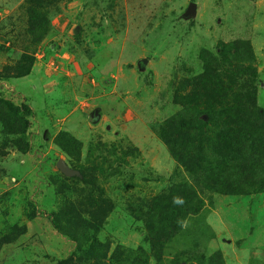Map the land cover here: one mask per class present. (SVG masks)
I'll return each instance as SVG.
<instances>
[{
  "label": "rangeland",
  "instance_id": "rangeland-1",
  "mask_svg": "<svg viewBox=\"0 0 264 264\" xmlns=\"http://www.w3.org/2000/svg\"><path fill=\"white\" fill-rule=\"evenodd\" d=\"M3 72L0 264H264V0H0Z\"/></svg>",
  "mask_w": 264,
  "mask_h": 264
},
{
  "label": "trees",
  "instance_id": "trees-1",
  "mask_svg": "<svg viewBox=\"0 0 264 264\" xmlns=\"http://www.w3.org/2000/svg\"><path fill=\"white\" fill-rule=\"evenodd\" d=\"M227 51L232 52L230 50H227ZM28 72H29V69H26L23 72H19V73H15V74H16V76H18L19 74L21 76V75L27 74ZM6 77H9V75H7L5 72L0 73V78H6ZM239 77H241L240 74L233 73L232 80L233 81H234V79L238 80ZM243 88H244V91H245V93L243 95V101L242 100H238L236 102L234 101L235 102L234 107L236 108V110L232 114V122L234 124V127H230L229 129H227L225 127V124H226L225 121L224 122H222V121H220V122H218V121L212 122V127H211L212 129H217V130H219V131L224 133V135L223 134L220 135V133L217 134L219 140H221L223 136L227 135V140L230 142L234 138L240 137L239 134H241L243 136H248V137H250V139L255 137V140H256V130L260 126V118L264 117V112L261 109H257L256 108L254 93L249 90L250 89V85L244 84ZM176 100H177V98H176ZM4 103L8 104L5 101H4ZM8 106L10 108H13V106L11 104H8ZM242 108H245V109H242ZM24 110L25 109H22V112H20V110L17 109V107L14 108V109H8L7 110L9 112L10 116L13 119L15 117V119L13 120L11 126L5 124V123L9 124L10 120L7 119V121L4 122L5 129L8 132H19V133H22V132H24L26 130L27 123L25 121V111ZM204 112L207 113L208 111H204ZM226 117H227V112H226ZM249 122H251V127L252 128H250L251 129L250 133L246 134V132H244L243 130L246 129V127H247L246 124L249 123ZM202 126H204V125L202 124ZM178 127L181 129V131L182 130H186V128L183 127V126H178ZM201 130L205 131V133H204L205 136H207L209 134V131H208L207 128L203 127ZM225 138H226V136H225ZM172 154L174 156H177L176 152H172ZM195 164H197V163H194V166H195ZM186 166H187L188 169L191 168V166H188V165H186ZM156 204L157 205H161L163 209H165V210H167V211H169L171 213H175V214L177 212H180L182 210V208H183V202L179 203V204L174 203V198L173 197H167V196L165 197V199L163 201L159 198V203H156ZM148 221L149 220L147 218V224H148L147 232H148V235H149V240H150L151 244H155L156 237H158L156 235L157 231H156V228L154 226H150L149 225ZM160 236H162V235H160ZM162 238H161V241H159V242L164 241V239H162Z\"/></svg>",
  "mask_w": 264,
  "mask_h": 264
},
{
  "label": "water",
  "instance_id": "water-1",
  "mask_svg": "<svg viewBox=\"0 0 264 264\" xmlns=\"http://www.w3.org/2000/svg\"><path fill=\"white\" fill-rule=\"evenodd\" d=\"M195 12H196V3H195V1H190L189 5L185 11V16L194 15ZM142 63H146V60L143 59ZM56 165L60 169V171H62L64 174H66V175L74 174V171L71 170L62 159L58 160Z\"/></svg>",
  "mask_w": 264,
  "mask_h": 264
},
{
  "label": "clouds",
  "instance_id": "clouds-1",
  "mask_svg": "<svg viewBox=\"0 0 264 264\" xmlns=\"http://www.w3.org/2000/svg\"><path fill=\"white\" fill-rule=\"evenodd\" d=\"M183 201H182V199L181 198H178V197H174V203H177V204H179V203H182Z\"/></svg>",
  "mask_w": 264,
  "mask_h": 264
}]
</instances>
